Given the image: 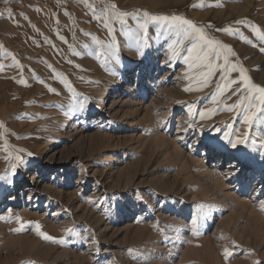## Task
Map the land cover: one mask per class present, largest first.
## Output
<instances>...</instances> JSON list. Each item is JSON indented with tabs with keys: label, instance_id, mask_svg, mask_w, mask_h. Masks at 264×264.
Returning a JSON list of instances; mask_svg holds the SVG:
<instances>
[{
	"label": "rangeland",
	"instance_id": "374dc122",
	"mask_svg": "<svg viewBox=\"0 0 264 264\" xmlns=\"http://www.w3.org/2000/svg\"><path fill=\"white\" fill-rule=\"evenodd\" d=\"M150 1L0 0V264H264V0Z\"/></svg>",
	"mask_w": 264,
	"mask_h": 264
},
{
	"label": "snow or ice",
	"instance_id": "6c2138e0",
	"mask_svg": "<svg viewBox=\"0 0 264 264\" xmlns=\"http://www.w3.org/2000/svg\"><path fill=\"white\" fill-rule=\"evenodd\" d=\"M8 0H5V3H7ZM82 2L86 3L88 5V7L92 8L93 10V14L95 15V8L92 4L88 3V0H82ZM117 5L115 4H111L109 7H106L104 9H102V19L103 20H107L110 16H114L116 18L121 19V21H123V17L128 16L129 13L127 12H120L117 11ZM9 16H11V13L9 12ZM150 19L152 21H158V20H163L165 22H168V26L172 27V28H176L178 31L183 29L184 25H187L188 28L184 29V36L187 39H190L192 41V46L190 48L187 49L188 55L185 57V63L189 64V67H201V68H206L208 69L207 72L202 73V75L204 76V80L203 83L206 86L209 83L208 77H210L213 74V67L211 66L210 62H209V55L211 52L215 51L217 48H224L226 46L221 45L219 41L210 39L204 32L203 28H198L196 27V25L189 21L186 20L182 17H177V16H173L171 17V19L169 20L168 17H156V16H152L150 17ZM146 26L145 25H141L142 28H144ZM105 27H107V24H105ZM256 34L260 37L261 40H264V33L260 32V30L258 28H254L253 29ZM111 31V29H110ZM224 31H230L229 29H224ZM125 35H128V33H125ZM61 39H63V37H61ZM180 43H183V41H180ZM115 46V41H113V45L110 46L114 47ZM229 52H231V49H228ZM261 51H264V48L261 49ZM142 54V53H141ZM221 53H217V55H220ZM234 55V53H232ZM118 58V57H117ZM13 59H15L13 57ZM225 62L227 63V57H225ZM233 71L236 70L235 66H233L232 68ZM245 70L244 69H240V73H241V79L244 81L245 86L247 89L249 90H255L256 92H258L260 94L259 99H260V103L262 105H264V87H259L256 86L254 84H252L249 80V78L244 74ZM231 83H236V81H231ZM225 87H229V85H225ZM187 90V89H186ZM256 97H244L241 98V100L235 105L236 107H239L245 99L248 100V103L251 105L252 101L255 99ZM81 107H83V105H81ZM260 112H264V107L259 109ZM245 116H244V123L245 124H250L253 119L256 117V113L255 112H249V109H245ZM245 141L243 140H238L235 143L229 141V143H231V146L233 148H235L237 146V143H244ZM17 161H19L20 163H22L23 161L21 160L20 157L16 158ZM16 165H12V170L15 171ZM4 176L0 175V179H3ZM71 231V230H69ZM44 235L45 239L51 240L53 239L50 236H47L45 234H41ZM60 243H64L63 240L59 241ZM131 252V250H129ZM231 255V253L228 251L227 248H225L224 250V256L227 259L229 256Z\"/></svg>",
	"mask_w": 264,
	"mask_h": 264
},
{
	"label": "bare ground",
	"instance_id": "6f19581e",
	"mask_svg": "<svg viewBox=\"0 0 264 264\" xmlns=\"http://www.w3.org/2000/svg\"><path fill=\"white\" fill-rule=\"evenodd\" d=\"M148 1H149V0H148ZM151 1H152V0H151ZM151 1H150V2H151ZM162 1L168 3L169 0H162ZM170 1H172V4H173V2H177V0H170ZM160 2H161V1H160ZM151 4H152V8H155L157 3H155L154 1H152ZM183 92H184V91H183ZM161 139H162V138H160L159 140H161ZM162 140H163V139H162ZM164 144H165V143H164ZM179 152H181V151H178L177 154H179ZM180 154H181V153H180ZM178 156H179V155H178ZM183 159H184V158H183ZM181 160H182V159H181ZM182 161H183V160H182ZM187 164H188V163H187ZM249 164H250V165H249L248 168H249V170H251V171H252V170H256V169L260 166V164H259L258 162H250ZM247 165H248V163H245V166H247ZM251 171L248 172V175H252V172H251ZM243 172H245V171L243 170ZM253 175H254V174H253ZM219 176H220V174H217V176L215 175V177H217L216 179H219V178H220ZM260 176H261V175H258V176H257V177H258V178H257L258 180H259ZM218 177H219V178H218ZM261 180H262V179H261ZM214 187H215V186H214ZM231 198H232V199H231L232 201H234V200L237 199L236 197H235L236 199H233V196H232ZM236 201H237V200H236ZM237 202H238V201H237ZM240 204H241V203H239V205H240ZM241 206H242V204H241ZM242 207H244V206H242ZM246 207H247V206H246Z\"/></svg>",
	"mask_w": 264,
	"mask_h": 264
}]
</instances>
